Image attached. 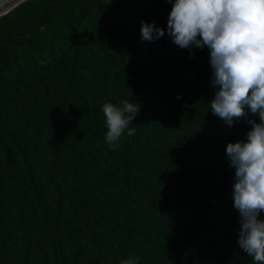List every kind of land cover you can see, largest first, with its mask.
I'll use <instances>...</instances> for the list:
<instances>
[{
    "label": "trees",
    "instance_id": "16d2710c",
    "mask_svg": "<svg viewBox=\"0 0 264 264\" xmlns=\"http://www.w3.org/2000/svg\"><path fill=\"white\" fill-rule=\"evenodd\" d=\"M171 9L26 0L0 17V264H253L226 148L259 117L212 114L210 51L172 43ZM141 21L165 35L141 42ZM124 99L140 111L113 151L103 107Z\"/></svg>",
    "mask_w": 264,
    "mask_h": 264
},
{
    "label": "clouds",
    "instance_id": "9594fccd",
    "mask_svg": "<svg viewBox=\"0 0 264 264\" xmlns=\"http://www.w3.org/2000/svg\"><path fill=\"white\" fill-rule=\"evenodd\" d=\"M172 4L167 34L173 44L210 51L212 87L218 89L210 103L213 115L229 127L249 114L252 127L246 142L229 143L226 154L235 169L234 208L240 221L238 244L264 264V0H167ZM141 42L158 40L164 28L141 21ZM179 99V97H178ZM140 111L138 103L124 99L119 105L107 103L106 142L115 151L121 138L132 137L130 127ZM121 264H137L128 258Z\"/></svg>",
    "mask_w": 264,
    "mask_h": 264
},
{
    "label": "water",
    "instance_id": "95a60500",
    "mask_svg": "<svg viewBox=\"0 0 264 264\" xmlns=\"http://www.w3.org/2000/svg\"><path fill=\"white\" fill-rule=\"evenodd\" d=\"M26 0H0V17L7 14Z\"/></svg>",
    "mask_w": 264,
    "mask_h": 264
}]
</instances>
